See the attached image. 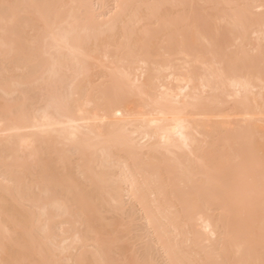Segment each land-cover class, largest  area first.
<instances>
[{
	"label": "bare ground",
	"instance_id": "6f19581e",
	"mask_svg": "<svg viewBox=\"0 0 264 264\" xmlns=\"http://www.w3.org/2000/svg\"><path fill=\"white\" fill-rule=\"evenodd\" d=\"M0 264H264V0H0Z\"/></svg>",
	"mask_w": 264,
	"mask_h": 264
}]
</instances>
